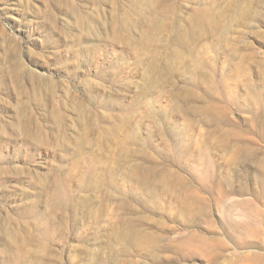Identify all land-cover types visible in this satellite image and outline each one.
Masks as SVG:
<instances>
[{"label":"rangeland","instance_id":"1","mask_svg":"<svg viewBox=\"0 0 264 264\" xmlns=\"http://www.w3.org/2000/svg\"><path fill=\"white\" fill-rule=\"evenodd\" d=\"M0 264H264V0H0Z\"/></svg>","mask_w":264,"mask_h":264}]
</instances>
